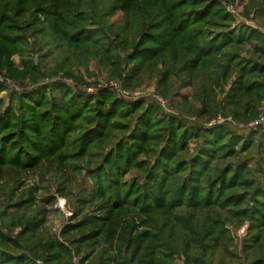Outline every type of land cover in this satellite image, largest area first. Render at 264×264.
Returning a JSON list of instances; mask_svg holds the SVG:
<instances>
[{
	"label": "rangeland",
	"instance_id": "rangeland-1",
	"mask_svg": "<svg viewBox=\"0 0 264 264\" xmlns=\"http://www.w3.org/2000/svg\"><path fill=\"white\" fill-rule=\"evenodd\" d=\"M263 120L264 0H0V264H264Z\"/></svg>",
	"mask_w": 264,
	"mask_h": 264
},
{
	"label": "trees",
	"instance_id": "trees-1",
	"mask_svg": "<svg viewBox=\"0 0 264 264\" xmlns=\"http://www.w3.org/2000/svg\"><path fill=\"white\" fill-rule=\"evenodd\" d=\"M215 131V130H214ZM214 131H212V132H214ZM192 191V189L191 188H187V191H186V193H189V192H191ZM182 202V203H181ZM179 204H181V205H179V206H184V201H181ZM160 209H164V207H160Z\"/></svg>",
	"mask_w": 264,
	"mask_h": 264
},
{
	"label": "built area",
	"instance_id": "built-area-1",
	"mask_svg": "<svg viewBox=\"0 0 264 264\" xmlns=\"http://www.w3.org/2000/svg\"><path fill=\"white\" fill-rule=\"evenodd\" d=\"M261 123L264 125V120H263V121H261Z\"/></svg>",
	"mask_w": 264,
	"mask_h": 264
}]
</instances>
